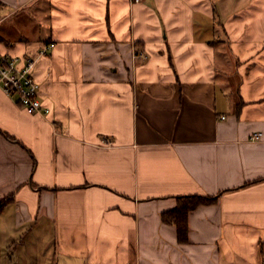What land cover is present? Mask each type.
<instances>
[{"label":"crops","instance_id":"0c3cea01","mask_svg":"<svg viewBox=\"0 0 264 264\" xmlns=\"http://www.w3.org/2000/svg\"><path fill=\"white\" fill-rule=\"evenodd\" d=\"M47 43V117L0 86V264H264V0H0V54Z\"/></svg>","mask_w":264,"mask_h":264},{"label":"built area","instance_id":"2783aa9c","mask_svg":"<svg viewBox=\"0 0 264 264\" xmlns=\"http://www.w3.org/2000/svg\"><path fill=\"white\" fill-rule=\"evenodd\" d=\"M143 0H131L139 3ZM53 43H47L39 49L35 56H10L0 54V86L9 96L16 98L18 104L27 112L47 117L50 109L43 105L39 99V85L33 77V68L37 58L46 55ZM261 133L256 132L250 136L251 141H257Z\"/></svg>","mask_w":264,"mask_h":264},{"label":"trees","instance_id":"16d2710c","mask_svg":"<svg viewBox=\"0 0 264 264\" xmlns=\"http://www.w3.org/2000/svg\"><path fill=\"white\" fill-rule=\"evenodd\" d=\"M242 102H238L235 106L236 112H238L242 106ZM10 198L0 200V211L9 202ZM214 197L191 195L186 197L177 198V206L171 210L161 214V221L166 224H171L176 227L178 240L181 243L187 241V215L188 213L200 205H205L213 202Z\"/></svg>","mask_w":264,"mask_h":264}]
</instances>
